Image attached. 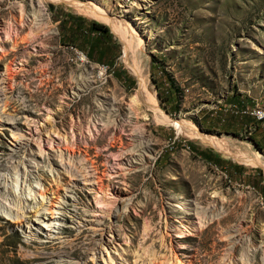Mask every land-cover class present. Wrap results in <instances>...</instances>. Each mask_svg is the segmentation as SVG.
Instances as JSON below:
<instances>
[{
    "label": "rangeland",
    "instance_id": "374dc122",
    "mask_svg": "<svg viewBox=\"0 0 264 264\" xmlns=\"http://www.w3.org/2000/svg\"><path fill=\"white\" fill-rule=\"evenodd\" d=\"M6 64L0 164L29 151L38 165L28 210L10 205L21 221L0 211V264H264V128L234 112L264 111V0H0ZM138 126L143 152L107 147L113 134L131 146ZM84 150L102 190L64 170L60 155L79 166ZM10 182L6 205L21 194ZM31 183L52 198L37 216Z\"/></svg>",
    "mask_w": 264,
    "mask_h": 264
},
{
    "label": "bare ground",
    "instance_id": "6f19581e",
    "mask_svg": "<svg viewBox=\"0 0 264 264\" xmlns=\"http://www.w3.org/2000/svg\"><path fill=\"white\" fill-rule=\"evenodd\" d=\"M38 2L41 5L40 1H38ZM100 7H101V10L105 11L106 13L108 12V8H107L105 3L100 2ZM40 9H42V8H40ZM33 13H35V12H33ZM35 15L39 16L36 13H35ZM130 66H131V69H133L132 65H130ZM13 76H14V72H13V70L11 68V65L10 64H6L4 72L0 73V117L2 116V114H5V111H6L5 107L9 105L7 94L10 93L9 91L12 89L11 80H12ZM130 99H131V103H130L131 105L130 106L132 107L133 110H137L139 108V102L137 100L136 95H134ZM105 103H106V105L105 106L103 105V108H104V110H106L105 112L107 113V115H109V114L112 113V109H113L112 108V101L110 103H107V102H105ZM252 111H256L257 114H261L262 117H264V111L263 110L258 109V108L257 109L254 108ZM6 118L8 119L9 123L11 125H13L12 120L14 118H12L11 116L10 117H6ZM104 128L106 130L103 131V133H106L107 131L112 129V122L111 123L110 122L106 123ZM143 133L144 132H143V129H142L141 126H138V127L134 128L133 133H132V138H131L132 141H133L131 146L130 145L129 146L125 145L124 141L122 140L121 134H117V135L113 134L112 137L110 138L109 143H107V147L108 148H113L114 146L118 145V148H120V153L119 154L121 155L122 158L124 156L128 155L129 153H134L135 151L143 152V150L145 148V144H146V141L143 139ZM23 136H24L23 133L18 135V134L13 132V137H14L13 139L15 140L14 141L15 144H13L14 145L13 146L14 149L17 150V148L20 147L21 145H23V146L26 145V143L28 141L26 143H24V144L21 143V138ZM24 150H25V148H24ZM12 151H14V150H12ZM123 154H124V156H123ZM135 154H138V153H135ZM23 155L26 156L25 158L27 159V161L23 160L24 159ZM72 155H74V152L70 153V156H72ZM82 156H83V158L80 160L81 163H79L80 164L79 166H81V168H80L77 165H75L73 167L74 162H73V160L71 158L68 160V163H67L66 162L67 159L65 160V157H62V155H60L61 160L64 159V162H62L65 165L64 166V170L71 175L72 179H74V180L77 179L78 181H82L83 184H85V183L89 184V185H86L88 188H94V186H95L98 190H102V183H101L102 178L98 174V165L94 163L93 159H91V158H89L87 156V150L83 151ZM242 157H245V160H247L248 162H251V163H254V164L260 163L259 160L253 158L251 155H246L245 154V155H242ZM71 160H72V163H71ZM88 161H89L90 165H88ZM18 164H19V167H18ZM21 165H22V169L20 170L19 168H20ZM37 165H38V162L35 160L34 157L30 156V152L29 151H27V153H25V151H23L22 155L19 156L18 163H15L14 165H11L12 166L11 168L9 166H7V165L0 164V170H2V173H1L2 177H0V183H2V185L5 188L6 187V182L8 180V177L11 176V182H10L12 184L11 188L14 185V187L18 188L20 190V192H21L20 196L16 200V199H14V197H15L14 193L15 192H14L13 188L11 190L9 189V197L11 196L10 197L11 201L7 197V195H6V197L5 196L2 197L5 201H8V205L9 206L6 205L4 202L2 203V201H0V211L3 212L4 214L8 215L10 218L18 221V222L21 221V217H22L21 213L22 212L24 213V211L28 210L27 207L24 208V203H25L24 200L26 201L27 195H26V191H25L24 185L22 186V182H25L27 180L26 176L28 175V172H32L33 173L36 170L35 168H36ZM74 180H72L70 183L71 184L72 183L76 184L75 183L76 181H74ZM35 182H37V184H40L38 178H36ZM64 186H65L64 189H67L68 184H65ZM22 188H23V193L21 191ZM28 188H30V190L29 189H28L29 191L27 190L28 191L27 194H30L31 196H33V199H34V203L31 204L30 207H33V205H35V207H37L36 209L34 208V216H37L39 211H40V209H48L49 208L44 203V198H45V202L46 201L48 202V201L52 200V198L48 199V197H46V188L45 187H44V189L42 191H39L38 193H36V191L34 190V185L32 186V183H31V187H28ZM55 193H56L57 197H56V199H54V201L57 204H59V205L63 204L64 199H63V201H61L62 199H59V198H61L60 195H59V191H55ZM0 196H1V194H0ZM22 197H24V198H22ZM21 200L23 201L22 202V206H21ZM30 200H31V198H30ZM183 203H185V202H183ZM10 205L17 206V209L18 210L22 209V212L20 213L18 210H16V211L11 210ZM56 209H57L56 210L57 212H58V209L61 210L59 207H57ZM54 220H57V218H51V219L46 220V221L45 220H41V221L46 226H49V225L53 224ZM91 224H94V223L92 222ZM44 232H46V234H47L48 229H45ZM49 234H50V232L48 233V235ZM95 243H96L95 239L90 237L88 245H89V249L92 251L91 256H94V253H95V251H94ZM101 248H102V246H101ZM102 249H101V252H102ZM61 252L62 253H68V250H66V252H65V249L63 248L61 250ZM106 252H108V251L106 250ZM57 254L59 256V260H61L62 259V254H60V252H58ZM99 254H100V248H99ZM101 258H103V260H105L106 264H116V260L118 259V256L115 255V256L111 257L110 254H108V259L109 260L104 258L102 255H101ZM60 262H62L60 264H65L64 261H60ZM76 264H78V263H76Z\"/></svg>",
    "mask_w": 264,
    "mask_h": 264
},
{
    "label": "built area",
    "instance_id": "2783aa9c",
    "mask_svg": "<svg viewBox=\"0 0 264 264\" xmlns=\"http://www.w3.org/2000/svg\"><path fill=\"white\" fill-rule=\"evenodd\" d=\"M235 113H239L241 115H247L251 117L252 119H255L257 123H260L261 127L264 128V117H262L261 114H257L256 111H251V109H248V107H242L237 110H234Z\"/></svg>",
    "mask_w": 264,
    "mask_h": 264
},
{
    "label": "trees",
    "instance_id": "16d2710c",
    "mask_svg": "<svg viewBox=\"0 0 264 264\" xmlns=\"http://www.w3.org/2000/svg\"><path fill=\"white\" fill-rule=\"evenodd\" d=\"M90 26L93 29H101V30H103L105 28V31H107V28L106 27H104L103 25L98 24L97 22H94V21L90 23Z\"/></svg>",
    "mask_w": 264,
    "mask_h": 264
}]
</instances>
